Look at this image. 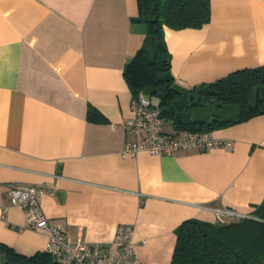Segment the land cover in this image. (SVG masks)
Here are the masks:
<instances>
[{"label": "crops", "instance_id": "crops-1", "mask_svg": "<svg viewBox=\"0 0 264 264\" xmlns=\"http://www.w3.org/2000/svg\"><path fill=\"white\" fill-rule=\"evenodd\" d=\"M209 3L202 27H164L184 90L264 65V0ZM137 13V0H0V243L20 254L44 251L48 237L10 203L15 185L51 190L41 209L72 242L114 250L116 227L132 224L141 264H169L185 219L248 216L264 200V114L212 130L224 147L123 153L139 138L124 126L123 75L146 40ZM169 122L164 133L182 131Z\"/></svg>", "mask_w": 264, "mask_h": 264}, {"label": "trees", "instance_id": "trees-1", "mask_svg": "<svg viewBox=\"0 0 264 264\" xmlns=\"http://www.w3.org/2000/svg\"><path fill=\"white\" fill-rule=\"evenodd\" d=\"M137 8L132 20L146 25V40L123 70L133 97L143 93L160 108L162 119L171 121L174 129L191 132H211L264 114V65L234 71L191 90L173 84L164 27H202L210 20L209 0H137ZM158 52H164V62ZM211 106H233L236 112L223 118L198 114V110ZM97 115L90 106L88 119L94 120ZM253 207L248 216L235 219L182 221L175 229L169 264H264V200ZM0 264L71 263L46 250L23 255L0 243Z\"/></svg>", "mask_w": 264, "mask_h": 264}, {"label": "built area", "instance_id": "built-area-1", "mask_svg": "<svg viewBox=\"0 0 264 264\" xmlns=\"http://www.w3.org/2000/svg\"><path fill=\"white\" fill-rule=\"evenodd\" d=\"M132 116L124 122L139 138L127 142L123 153L135 155L146 151L154 155L172 154L177 149L208 150L213 147L229 145L228 140L217 139L210 132H191L182 130L177 133H164L161 129L163 119L160 108L149 98L139 93L131 100ZM51 190L30 185L11 186L8 189L9 201L24 211L25 226L37 231H45L47 243L45 250L57 258L71 264H141L132 236V224H119L114 234V250H104L82 243L72 242L63 229L51 225L40 206V198ZM243 217L230 210H216V220Z\"/></svg>", "mask_w": 264, "mask_h": 264}, {"label": "rangeland", "instance_id": "rangeland-1", "mask_svg": "<svg viewBox=\"0 0 264 264\" xmlns=\"http://www.w3.org/2000/svg\"><path fill=\"white\" fill-rule=\"evenodd\" d=\"M153 101H156L157 98L156 97H152ZM236 112V107L233 106H225V107H215V106H211L205 110H198V114H200V116L204 117V116H208V117H228V116H232L234 113ZM206 113V114H205ZM165 127L170 125L169 121L164 120L162 123ZM163 126V127H164ZM237 218V217H236ZM235 219V218H234Z\"/></svg>", "mask_w": 264, "mask_h": 264}, {"label": "water", "instance_id": "water-1", "mask_svg": "<svg viewBox=\"0 0 264 264\" xmlns=\"http://www.w3.org/2000/svg\"><path fill=\"white\" fill-rule=\"evenodd\" d=\"M158 55L160 57V61L164 62L165 61V56H164V52H158Z\"/></svg>", "mask_w": 264, "mask_h": 264}]
</instances>
